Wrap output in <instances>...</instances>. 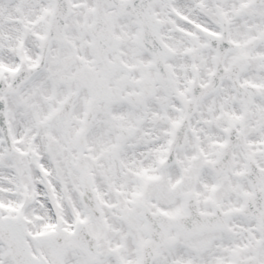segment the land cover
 <instances>
[{"label": "snow or ice", "instance_id": "6c2138e0", "mask_svg": "<svg viewBox=\"0 0 264 264\" xmlns=\"http://www.w3.org/2000/svg\"><path fill=\"white\" fill-rule=\"evenodd\" d=\"M0 264H264V0H0Z\"/></svg>", "mask_w": 264, "mask_h": 264}]
</instances>
